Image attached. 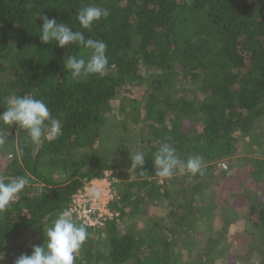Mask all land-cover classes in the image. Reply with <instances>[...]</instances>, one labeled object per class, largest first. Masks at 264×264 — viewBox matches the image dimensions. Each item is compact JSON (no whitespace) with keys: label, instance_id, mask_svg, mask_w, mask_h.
I'll list each match as a JSON object with an SVG mask.
<instances>
[{"label":"trees","instance_id":"trees-1","mask_svg":"<svg viewBox=\"0 0 264 264\" xmlns=\"http://www.w3.org/2000/svg\"><path fill=\"white\" fill-rule=\"evenodd\" d=\"M89 5L110 14L86 30L77 14ZM45 15L104 41L107 73L73 79L64 57L87 59L90 50L43 44L39 27ZM139 82L151 86L145 95L121 101V120L113 129L112 101ZM192 86L199 100L186 98ZM13 94L43 100L62 133L33 143L26 130L0 124V179L30 178L0 210V252L15 242L22 255L31 254L44 242L43 226L70 207L86 181L111 170L119 180L113 209L120 216L95 236L85 225L88 238L75 264H214V251L235 215L255 235L249 252L257 249V264H264V0H0V113ZM241 135L250 143L246 156H257L245 160L242 172L220 175L208 206L199 210L196 197L211 167L235 159ZM165 142L181 163L199 156L200 172L177 167L161 182L152 158ZM135 143L146 158L142 169L110 164L114 155L127 162ZM106 145L111 147L103 153ZM229 198H240L243 207L221 208L220 200ZM165 202L175 217L173 228H140L149 207ZM217 214L221 223L215 228ZM189 215L197 217L195 223ZM197 222H207L206 232L192 228ZM185 238L193 239V250L187 242L179 247ZM247 258L237 256L231 264H248Z\"/></svg>","mask_w":264,"mask_h":264},{"label":"clouds","instance_id":"clouds-1","mask_svg":"<svg viewBox=\"0 0 264 264\" xmlns=\"http://www.w3.org/2000/svg\"><path fill=\"white\" fill-rule=\"evenodd\" d=\"M109 14L106 8L89 5L80 9L77 20L81 28L91 30L96 22ZM40 19L42 27H39V36L43 44L54 42L60 48L77 44L90 50L87 59L79 55L64 57L65 69L73 79L92 74L103 76L107 73L109 60L107 44L104 41L86 38L82 31H74L66 23L46 15L40 16ZM4 109L0 113V124L10 127L16 125L26 130L33 143H39L42 138L55 139L62 133L61 122L52 116L48 105L30 94H13L7 97ZM130 160L131 169H142L146 162L143 152L131 153ZM152 161L155 175L162 178L171 177L177 167L181 172L196 174L200 172L202 164L199 156L190 157L181 163L175 148L167 142L160 146ZM29 183L30 178L27 176L0 179V210L8 208ZM86 191L94 199L101 195L96 186L86 187ZM43 230V244L34 245L31 254L20 255L14 264H75L76 256L88 238V232L85 224L74 218L71 207L59 210L51 225L46 228L43 226ZM3 259L4 254L0 252V260Z\"/></svg>","mask_w":264,"mask_h":264},{"label":"rangeland","instance_id":"rangeland-1","mask_svg":"<svg viewBox=\"0 0 264 264\" xmlns=\"http://www.w3.org/2000/svg\"><path fill=\"white\" fill-rule=\"evenodd\" d=\"M181 85H177L174 87V89H180ZM150 83L148 82H143V83H137L135 86H129V90L127 89L126 91H123V93L115 100L112 101L111 103V117H112V128L116 130L115 125L117 124V118L119 120H121V114H120V106H121V101H123L124 98H131V97H140L142 95H145V91L147 90V88H150ZM187 92H186V98L190 99V100H199L200 98H202V95L198 92L196 86H192V87H188L186 88ZM174 91V90H173ZM181 94H184V92L182 91ZM120 114V115H119ZM115 137V136H114ZM114 139V138H113ZM115 140V139H114ZM117 140V138H116ZM115 140V141H116ZM119 140V139H118ZM134 140V139H133ZM134 142V141H133ZM249 139L243 140L242 135L240 136L239 140H238V144H237V151L235 154V159H233L232 161L230 160L229 162H227V166L228 171H224L223 169H221V167L219 165H215L212 168V171L210 172V175H207V179L204 181L205 183V187H204V192L202 193V195L200 197H196L197 198V206L198 209H203L205 207L208 206V202L210 200V195H211V187L214 184V182L217 181V179L219 178V176L221 175H225V176H232L235 175L238 171L242 172L243 167H244V163L245 160L247 158H255L257 155L254 154L252 155H247L246 151H248V147H249ZM111 146H105V149L103 151V153L105 152L106 149H110ZM139 145H137L135 143V146L133 148H131L130 152L131 153H136V152H143L142 150L139 149ZM130 153V155H131ZM130 155H128V161L126 162L125 159L121 160L122 157H118L117 156H113L111 157V165H120V166H128L130 170L134 171L136 169H131V160H130ZM236 162H240L239 164H235ZM127 163V164H126ZM125 164V165H124ZM113 172V171H112ZM114 174V173H113ZM160 181H164L165 178L159 177ZM53 181L56 182H62L64 180L63 176L62 177H58L52 176ZM184 189H187V186H184ZM221 191H224L223 188H220ZM225 196V195H224ZM240 198H232L229 200H231V202H225V200L223 199L222 201L220 200L219 205L221 208H223L224 206H226L227 204H234L233 208L234 210H237L238 208H242L243 207V203L242 201L239 200ZM245 209V208H243ZM171 208L170 206H167V202L159 204V205H155L152 207H149L148 211L146 212L145 215H142V219L139 223L140 228H142L144 231H147V229H150V227L156 229V230H162L164 227H172L174 226V220L175 217L174 215H170L171 214ZM218 212H220V210H218ZM248 212V211H247ZM197 215L199 213V211L196 212ZM190 215H195V214H190ZM189 215V216H190ZM227 215V213L225 214V216ZM218 218L214 220V226L215 228H218V226L221 223V216L219 214H217ZM197 217H189V220H193L195 223ZM242 218L244 217H239L238 215H235V220L232 222L233 224L231 225L229 231H228V235L224 238V240L222 241V243L215 249L214 251V257H216V261L214 262V264H228V263H233L235 261V258L237 256L240 255H245L248 258V264H257V262L260 260V253L257 249H254L253 252H249V248H248V243L249 241L252 242V245L255 244V235L251 232L246 231V229H249L247 227L244 226L245 224V220H243ZM233 219V218H230ZM247 219V218H246ZM139 222V221H138ZM137 222V224H138ZM193 223V225H194ZM155 224L159 225V227L154 226ZM192 225V228L195 227H200L203 228L206 232L207 229V222H197V224L195 226ZM90 230V229H89ZM92 231V230H90ZM95 232V233H94ZM97 230L92 231V234L95 236L96 235ZM203 232V231H201ZM197 234L200 233L196 232ZM191 234L195 233L193 231H191ZM95 239H97V237H95ZM189 239V238H188ZM187 238L185 239H181V241L179 242V247L183 246L185 242H187L186 244H188L189 247L192 248L193 247L191 245V241L193 239H189L188 241ZM197 255L199 254V251L195 252ZM4 254V259L0 260L1 264H14L16 258H18L20 255H22V253L20 252V249L18 247V244H16L15 242H12L11 244H9L7 246V248L4 250L3 252ZM264 258V255H263Z\"/></svg>","mask_w":264,"mask_h":264},{"label":"built area","instance_id":"built-area-1","mask_svg":"<svg viewBox=\"0 0 264 264\" xmlns=\"http://www.w3.org/2000/svg\"><path fill=\"white\" fill-rule=\"evenodd\" d=\"M219 166L224 171L228 170L227 163H220ZM118 178L111 170H107L99 178L88 180L84 183L72 198L70 207L74 217L82 221L88 229L95 231L104 225L118 218L120 214L113 209V204L119 200L116 190ZM96 186L100 189L101 195L94 199L88 195L86 187Z\"/></svg>","mask_w":264,"mask_h":264}]
</instances>
